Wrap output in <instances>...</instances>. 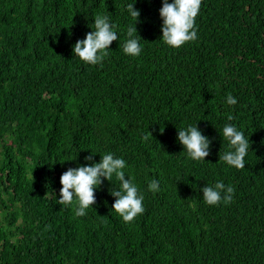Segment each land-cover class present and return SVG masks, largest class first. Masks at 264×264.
<instances>
[{
  "label": "trees",
  "instance_id": "16d2710c",
  "mask_svg": "<svg viewBox=\"0 0 264 264\" xmlns=\"http://www.w3.org/2000/svg\"><path fill=\"white\" fill-rule=\"evenodd\" d=\"M133 2L0 0V264H264V0H202L198 38L178 49L160 39L162 0H136L138 57L123 52ZM96 14L119 40L91 65L72 46ZM196 122L213 139L206 162L177 140ZM226 123L250 139L244 169L219 160ZM91 151L127 161L145 197L133 222L112 209L115 176L86 216L56 203L61 174ZM218 180L233 200L207 205Z\"/></svg>",
  "mask_w": 264,
  "mask_h": 264
},
{
  "label": "clouds",
  "instance_id": "9594fccd",
  "mask_svg": "<svg viewBox=\"0 0 264 264\" xmlns=\"http://www.w3.org/2000/svg\"><path fill=\"white\" fill-rule=\"evenodd\" d=\"M133 3L126 5L128 14L134 19V23L127 27V39L123 43V52L131 57H138L142 52L140 35L136 24L139 22L140 10ZM202 0H162L159 15L162 20V41L171 48H180L187 42L198 38L196 18L200 12ZM94 23L88 25L92 30L83 39H79L72 46L73 56L87 64L96 65L108 55L110 45L119 40L117 26L111 17L104 14L93 16ZM237 98L231 94L226 97L228 105H236ZM233 119L232 115L228 120ZM222 136L228 142V149L221 155L219 160L236 169H244L245 158L250 150V139L235 124L226 123L222 128ZM177 140L183 147L188 158L196 162H206V157L211 154L213 139L203 134V131L195 124H188L177 131ZM91 154L84 157L86 163L69 167L60 176L59 199L56 203L62 207H69L76 203L75 215L83 217L96 203V191L101 184L107 180L111 181L113 176L119 181L118 190L110 194L115 197L112 209L123 219L130 223L145 212L144 195L140 191L133 177L127 175V161L116 156L112 152L101 155L99 162L94 160ZM148 190L158 193L161 189L160 180L153 178L148 182ZM203 201L207 205L229 204L233 200L234 188L225 185L222 180L214 184H206L201 189Z\"/></svg>",
  "mask_w": 264,
  "mask_h": 264
},
{
  "label": "rangeland",
  "instance_id": "374dc122",
  "mask_svg": "<svg viewBox=\"0 0 264 264\" xmlns=\"http://www.w3.org/2000/svg\"><path fill=\"white\" fill-rule=\"evenodd\" d=\"M1 152H2V148L0 146V161L2 162V159H3V155H1ZM3 222V219H2V216L0 215V223Z\"/></svg>",
  "mask_w": 264,
  "mask_h": 264
}]
</instances>
